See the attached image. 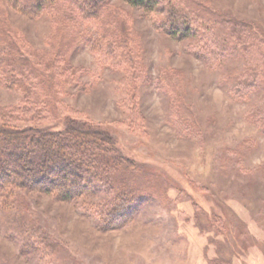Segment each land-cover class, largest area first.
<instances>
[{
	"label": "rangeland",
	"instance_id": "rangeland-1",
	"mask_svg": "<svg viewBox=\"0 0 264 264\" xmlns=\"http://www.w3.org/2000/svg\"><path fill=\"white\" fill-rule=\"evenodd\" d=\"M170 1L190 19L173 22L197 33L165 30L160 11L126 0H104L89 19L68 2L29 16L0 0L10 42L0 58L27 56L39 72L36 124L110 134L134 168L107 193L138 201L106 230L81 200L20 190L13 212L0 209V264H264V0ZM121 23L129 32L109 53L105 28ZM122 51L140 58L142 77L120 65ZM1 78L0 106L20 105L25 89Z\"/></svg>",
	"mask_w": 264,
	"mask_h": 264
},
{
	"label": "trees",
	"instance_id": "trees-1",
	"mask_svg": "<svg viewBox=\"0 0 264 264\" xmlns=\"http://www.w3.org/2000/svg\"><path fill=\"white\" fill-rule=\"evenodd\" d=\"M6 1L12 8L29 16L43 12L55 3L68 2L69 6L75 7V11H78L84 19L96 17L102 9L101 6L106 4L104 0ZM126 1L131 6L143 9L150 14L160 11L162 13L160 15L166 17L165 21H160L161 28L173 29V33L178 36H187L199 31L198 26L187 25V20L190 23V19L178 11L177 6L172 5L170 0L168 6H163L166 0ZM106 6L109 7V5ZM73 11L70 10V13ZM174 16L178 19L185 16L187 20L181 21L180 25L175 24ZM169 19L172 20L170 24ZM72 20L75 21V19ZM3 23L8 26L5 21ZM1 28L3 29L2 25ZM174 28H176L175 31ZM101 31L104 32V28ZM127 32L129 29L122 23L114 32L111 28H105L104 44L109 53L114 46L117 48L123 45L125 42L123 38ZM207 44L210 46L209 41ZM6 45L10 46L9 38L3 36L0 31V54L7 49ZM206 48L211 51V48L207 46ZM124 51L120 53L122 60L120 65L131 68L136 77H142L141 69L137 72L135 69V62L139 63L140 58L132 52L129 53V59L128 54L123 53ZM46 69H55L54 63L47 64ZM32 74L38 75L39 72L29 57L16 59L13 55L11 58H0V76L5 86L25 89L20 105L10 108L0 106L1 212L11 213L15 210L20 190L35 191L50 194L64 202L81 200L88 205L87 210L93 211L103 229L112 230L122 227L136 212L138 201L128 189L118 190L112 195H109L107 191L115 190L112 186V176L118 171L133 170L134 163L123 157L120 151L115 150V139L110 134L94 126L69 122L63 131H54L36 124L42 118L43 102L39 100L40 96L37 94L39 91L37 86H34ZM126 79L128 80L127 74L123 81ZM25 123L33 124L22 127ZM101 191L109 196H103L96 205L89 202Z\"/></svg>",
	"mask_w": 264,
	"mask_h": 264
}]
</instances>
